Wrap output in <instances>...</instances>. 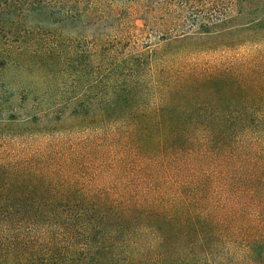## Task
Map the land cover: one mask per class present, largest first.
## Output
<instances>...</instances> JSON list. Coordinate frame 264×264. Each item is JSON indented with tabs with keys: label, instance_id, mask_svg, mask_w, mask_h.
<instances>
[{
	"label": "trees",
	"instance_id": "1",
	"mask_svg": "<svg viewBox=\"0 0 264 264\" xmlns=\"http://www.w3.org/2000/svg\"><path fill=\"white\" fill-rule=\"evenodd\" d=\"M254 1L212 0L191 25L230 24L221 4L241 13ZM98 6L0 0V264H264V66L202 74L142 54L94 78L89 51L65 31L87 29ZM152 59L164 63L165 88L145 108ZM65 69L89 85L50 91ZM21 72H41L48 90L19 85ZM40 95L52 107L26 111L29 125L18 126L16 101ZM67 115L64 138L33 151L9 145Z\"/></svg>",
	"mask_w": 264,
	"mask_h": 264
},
{
	"label": "rangeland",
	"instance_id": "2",
	"mask_svg": "<svg viewBox=\"0 0 264 264\" xmlns=\"http://www.w3.org/2000/svg\"><path fill=\"white\" fill-rule=\"evenodd\" d=\"M211 1L98 0V15L88 24L87 29L83 28L78 32L66 29L65 32L71 41H77L75 49L89 51L90 54L85 55H91L90 71L97 79L114 63H121L131 56L142 54H148L153 59L172 58L173 61L166 64L168 68L176 69L181 62L191 63L202 74L254 63L259 67L264 66V0L242 5L241 13L236 8L228 9L221 4L216 10L235 18L232 23L210 31L201 28V21L191 25L193 12L208 11ZM153 59L150 68L144 69L146 77L140 89L143 99L139 102L143 101L145 108H154L160 104L159 92L165 88L161 78L158 80L164 63L160 61L157 65ZM7 74L8 78H14L12 73ZM40 75L41 72L25 76L21 72L18 77L19 85L26 82L32 90L39 93L47 91L48 86L43 84ZM58 78V83L51 82L50 91L61 88V91L74 95L89 85L87 78H83L80 83L74 82V69H65ZM16 102L20 115L23 114L18 126L29 125L27 119H24L28 115L26 111H37L39 107L46 111L52 107L49 97L41 95L38 98L31 96L22 108L19 107V100ZM46 125H51L53 130L59 132L48 131ZM71 128L72 118L67 115L61 121L54 119L50 123L42 122L32 130L20 132L18 136L11 135L9 139L12 145H9L13 148V145H18L22 149L33 151L46 146L51 140L64 138L65 131Z\"/></svg>",
	"mask_w": 264,
	"mask_h": 264
}]
</instances>
